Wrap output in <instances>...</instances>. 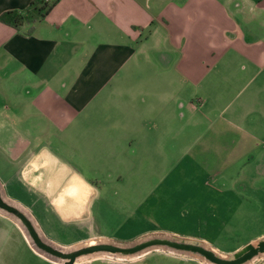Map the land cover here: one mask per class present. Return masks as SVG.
<instances>
[{
  "label": "crops",
  "instance_id": "1",
  "mask_svg": "<svg viewBox=\"0 0 264 264\" xmlns=\"http://www.w3.org/2000/svg\"><path fill=\"white\" fill-rule=\"evenodd\" d=\"M0 193L67 249L168 235L228 255L262 238L264 0H57L0 19ZM0 264L64 263L0 208ZM72 264L209 263L155 246Z\"/></svg>",
  "mask_w": 264,
  "mask_h": 264
},
{
  "label": "water",
  "instance_id": "2",
  "mask_svg": "<svg viewBox=\"0 0 264 264\" xmlns=\"http://www.w3.org/2000/svg\"><path fill=\"white\" fill-rule=\"evenodd\" d=\"M0 208L21 219L33 243L42 253L52 259L60 260L64 264H72L82 256L89 257L104 253L119 256H132L155 246H163L164 248L178 252H187L203 259L209 264H245L253 257L264 253V236L255 242L245 244L228 255L221 254L198 240L168 235L147 236L132 242L99 240L67 249L56 246L41 238L23 212L4 200L1 193Z\"/></svg>",
  "mask_w": 264,
  "mask_h": 264
},
{
  "label": "trees",
  "instance_id": "3",
  "mask_svg": "<svg viewBox=\"0 0 264 264\" xmlns=\"http://www.w3.org/2000/svg\"><path fill=\"white\" fill-rule=\"evenodd\" d=\"M57 0H34V5L29 12H18L15 10H7L0 14V19L18 27L23 21L33 22L38 17L44 15Z\"/></svg>",
  "mask_w": 264,
  "mask_h": 264
},
{
  "label": "rangeland",
  "instance_id": "4",
  "mask_svg": "<svg viewBox=\"0 0 264 264\" xmlns=\"http://www.w3.org/2000/svg\"><path fill=\"white\" fill-rule=\"evenodd\" d=\"M194 96H195V94H194ZM179 127H180L179 124L176 125V126L174 127V131H177V130L179 129ZM241 238H242V236L240 235L239 238H238V241H241ZM223 254H224V253H223ZM224 255H225V254H224Z\"/></svg>",
  "mask_w": 264,
  "mask_h": 264
},
{
  "label": "bare ground",
  "instance_id": "5",
  "mask_svg": "<svg viewBox=\"0 0 264 264\" xmlns=\"http://www.w3.org/2000/svg\"><path fill=\"white\" fill-rule=\"evenodd\" d=\"M82 257H83V256H82ZM82 257H81V258H82Z\"/></svg>",
  "mask_w": 264,
  "mask_h": 264
}]
</instances>
